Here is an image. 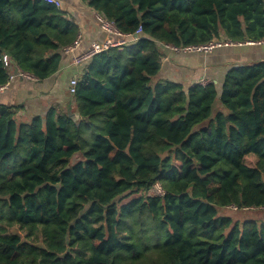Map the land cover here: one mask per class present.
<instances>
[{
  "label": "trees",
  "instance_id": "trees-1",
  "mask_svg": "<svg viewBox=\"0 0 264 264\" xmlns=\"http://www.w3.org/2000/svg\"><path fill=\"white\" fill-rule=\"evenodd\" d=\"M80 1L141 33L85 63L69 111L21 121L0 103V264H264V222L218 215L264 207V60L220 92L155 80L161 46L264 41V0ZM61 5L0 0V86L4 55L39 81L58 71L79 35Z\"/></svg>",
  "mask_w": 264,
  "mask_h": 264
},
{
  "label": "crops",
  "instance_id": "crops-1",
  "mask_svg": "<svg viewBox=\"0 0 264 264\" xmlns=\"http://www.w3.org/2000/svg\"><path fill=\"white\" fill-rule=\"evenodd\" d=\"M61 8L79 27L81 43L72 54H61L60 67L50 77L41 81L15 78L0 86V103L20 105L16 113L18 119L26 121L37 115H44L50 106L59 111H69L73 101L68 98V82L71 77L81 75L82 67L72 63V55L81 52L90 42L123 40V44L134 43V35L109 34L96 22L97 12L85 6L80 0H62ZM160 71L155 80L180 83L187 87L199 83L212 82L221 91L227 70L236 64L264 60V41L255 45H234L216 48L211 53H183L161 46ZM80 74V75H79ZM76 113V112H75Z\"/></svg>",
  "mask_w": 264,
  "mask_h": 264
},
{
  "label": "built area",
  "instance_id": "built-area-1",
  "mask_svg": "<svg viewBox=\"0 0 264 264\" xmlns=\"http://www.w3.org/2000/svg\"><path fill=\"white\" fill-rule=\"evenodd\" d=\"M48 3H52L56 6H60V0H43ZM100 21H101V28L103 31L109 33V34H118L120 33L115 29L112 23L108 22L106 19L103 17L98 16ZM141 33V27L139 26L137 30L135 31L134 34L137 36ZM81 37L80 35L77 36V38L73 41L72 44L64 47L61 51V54H72L76 48L80 45L81 43ZM123 40L115 39V40H104L103 42L100 41H92L90 44L83 49L81 52L77 54L72 55V63L77 66V67H84L85 63L95 54H98L102 51L107 50L110 47L117 46L120 44H123ZM263 41H252V40H247L245 42H234L225 38H213L209 40L208 42L201 43V44H192V45H186V46H180V47H174V46H168L174 51H179L183 53H203V54H208L211 53L214 49L216 48H222V47H231L234 45H242V44H248V45H254V44H260ZM4 65L7 66L10 71L8 74V81L6 84L10 83L12 80L15 78H20V79H26L30 81H36V78L26 72L20 69L18 66L15 64H12V62L8 59L7 56L2 57ZM79 81V78L77 76L71 77L68 82V92L70 94H73L75 92L76 85ZM5 84V85H6ZM4 86V85H3ZM157 187L158 193H163V189L161 188L159 183H155L152 187ZM161 193V194H162ZM157 194V195H161ZM234 207V206H232ZM235 208V207H234Z\"/></svg>",
  "mask_w": 264,
  "mask_h": 264
},
{
  "label": "rangeland",
  "instance_id": "rangeland-1",
  "mask_svg": "<svg viewBox=\"0 0 264 264\" xmlns=\"http://www.w3.org/2000/svg\"><path fill=\"white\" fill-rule=\"evenodd\" d=\"M95 20L97 22L98 25H100L101 27V21L99 19V17L95 16ZM223 38V37H220ZM80 75V74H79ZM68 94V98H70V95L67 91ZM78 118V113L76 112L73 116V119H77ZM245 162L247 165L249 166H253L255 163V157L254 156H246L245 157ZM176 163V162H175ZM177 165V164H176ZM150 194H161L158 193V189L157 187H154L153 189H151L149 191ZM136 194H132L130 196H125L123 198H120L118 200L119 203H124L127 202L128 200H130L132 197H134ZM219 216H228L230 218H232V220H237L240 224H242L245 221H254L258 227L260 226L261 223L264 222V207L261 208H249V209H235L234 207H226V208H219ZM21 236L24 237L25 236V232L20 231ZM36 243L40 242V235L37 236L35 238ZM41 245V243H39Z\"/></svg>",
  "mask_w": 264,
  "mask_h": 264
},
{
  "label": "water",
  "instance_id": "water-1",
  "mask_svg": "<svg viewBox=\"0 0 264 264\" xmlns=\"http://www.w3.org/2000/svg\"><path fill=\"white\" fill-rule=\"evenodd\" d=\"M134 36H135V37H137V35H136V34H134ZM72 115L74 116V114H72Z\"/></svg>",
  "mask_w": 264,
  "mask_h": 264
}]
</instances>
